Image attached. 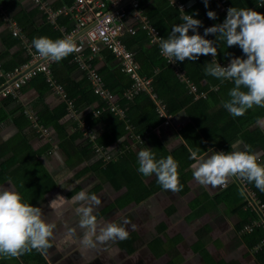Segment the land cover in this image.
Wrapping results in <instances>:
<instances>
[{
	"label": "crops",
	"instance_id": "crops-1",
	"mask_svg": "<svg viewBox=\"0 0 264 264\" xmlns=\"http://www.w3.org/2000/svg\"><path fill=\"white\" fill-rule=\"evenodd\" d=\"M45 1L55 9H60L73 2V0ZM229 1L237 8H251L264 13V7H260L264 4V0ZM184 4L188 11L196 7L201 9V15H199V19L203 22V27L199 29L201 35L205 27L213 26L215 22L224 17V13L219 7L216 8L211 0H209L207 9L203 0H188ZM154 5L156 6L155 0H150L145 7L151 11L155 10ZM207 11H214L217 19H209L206 15ZM14 21L18 22L30 40L40 36H47L53 40L60 39L61 36H57L62 35L63 28L67 27L65 24H60V19L57 24L53 23L49 19L48 11L36 0H0V185H5V187L11 185L23 195L27 202L35 206H46L57 194L70 197L72 192L61 188L56 183L48 192L44 190L46 187L44 184L55 181V175L62 170L54 156L55 152H59L64 157V166L74 170V180L83 181L75 186L73 194L87 184L93 183L94 187L91 191L100 195L102 200L99 209L100 216L109 220H120L121 217H125L137 226L136 230H131L129 226V239L117 243L116 247L120 250L117 256L107 259V254H105L94 260L92 264H178L175 251L178 249L184 251V255L181 256L185 260L181 264H220L221 261L258 264L254 252L251 251L244 238L243 231L238 229L239 215L232 213L223 201L217 199L220 191L232 184L234 178L227 183V186L212 189L198 185L192 176L189 180V189L185 193L174 194L160 188L141 201L132 199L120 204L117 199L126 193L125 186L116 189L106 178L85 171L89 165L88 161L73 162L66 151L60 147L62 138L54 128L50 127L52 131L50 136L43 133L37 134L34 129V118L38 119L40 113L49 109L54 110L61 107L66 99L63 92L52 87H43L36 80L26 84L15 93L4 94L2 92L9 83V74L29 61L24 39L14 34ZM206 38L214 40L215 36L210 35ZM219 53V58L226 65L232 56H243L238 46L227 48L224 42L219 45ZM227 53L230 55L226 56ZM107 65L106 61L99 63L100 68L107 67V72H109L111 67ZM62 66L61 62L56 69L63 72ZM182 72L179 71V76L183 79L185 77L188 81L184 71ZM62 75L65 76V73ZM83 75L80 69L73 73V77L77 79H81ZM189 85L191 86L188 92L193 96L194 101L202 97H199L200 93H207L209 90L216 91L219 88L218 82L210 86L206 79L201 82L202 87L210 86L207 89L204 88L205 90L200 89L201 86L199 87L193 81H189ZM193 87H196L197 93L192 90ZM157 101L161 102L160 98L157 97ZM82 108L80 112L76 108L75 115L71 114L73 120L78 121L86 137L93 138L91 134L95 136L93 139L99 135L102 136L106 122L95 118L88 124L83 116L90 107L83 106ZM126 115L125 112L124 119ZM163 117V123L155 128V132L166 142L168 149L174 151L186 143L180 130L191 119L184 109L171 114L166 108V114ZM260 118H264V114ZM69 120L71 118L67 116L64 122ZM76 129V126H70L69 132L75 133ZM85 129L91 131V134H88ZM256 129L264 131V127L256 123L248 129L249 132H244L242 138H238L244 142L241 149L249 145L245 142L244 136L250 138L249 134ZM82 140L79 139L78 144L82 143ZM119 140H126V136ZM120 142H113L108 148L99 146L97 149L99 155L93 157L90 162L93 163L101 157L109 159L111 153L119 151ZM147 148L151 146L147 144ZM212 149L216 151L217 147H212ZM261 149H264V143L255 148L257 151ZM203 154L204 152L201 155ZM11 160H15V163L4 170L2 164L7 166V162ZM261 160H264V156ZM8 171L10 175L4 174ZM2 173L6 179L1 177ZM155 179L153 177L147 180V183L152 184ZM43 192H47L46 196H43ZM203 205H206V208ZM45 211H48L46 207ZM192 212H195L194 215L191 214ZM205 228L209 231L208 233L202 231ZM166 235L172 236L171 239H167ZM186 242H190L189 250L185 245ZM50 252L55 253V249H51ZM44 258L48 264H82L78 253H73L71 256L55 253L50 255L49 259ZM13 260L16 264H28L22 258L18 260L13 258ZM4 262L0 259V264H5ZM7 263L11 264L9 260Z\"/></svg>",
	"mask_w": 264,
	"mask_h": 264
},
{
	"label": "clouds",
	"instance_id": "clouds-1",
	"mask_svg": "<svg viewBox=\"0 0 264 264\" xmlns=\"http://www.w3.org/2000/svg\"><path fill=\"white\" fill-rule=\"evenodd\" d=\"M203 3L207 9L209 0ZM206 15L217 19L214 11H207ZM181 21L173 25L166 39L159 38L161 55L170 63L195 62L200 56L211 55L212 60L205 64V74L221 83L233 84L227 93L228 99L223 101L224 109L233 117H241L254 107L264 108V13L229 7L223 22L205 27L203 35L199 32L203 27L200 19L185 14ZM209 35L215 39H207ZM221 42L226 43L227 48L238 46L243 56H232L227 65L222 66L217 60ZM31 44L39 56L55 62L81 51L72 37L55 40L47 36L34 37ZM256 123L264 127V118L258 117ZM243 143L237 139L230 144V151L209 148L203 155L199 147L190 148L195 182L215 189L227 186L234 178V182L239 179L254 184L264 193V162H261L264 149L257 151L251 145L241 149ZM54 156L62 167L55 175V183L71 191L70 197L57 194L46 206H34L11 185H0V259H19L34 251L48 259L55 253L64 256L78 253L82 264H92L105 254L107 259H113L120 252L117 243L129 239V226L131 230H136L137 226L125 217L109 220L100 216L102 200L91 191L93 183L73 194L75 186L83 181L74 180L75 172L64 166L61 153L55 152ZM137 160V171L141 175L155 176L157 183L171 193L182 191L179 163L173 156L157 158L151 148H145L138 151ZM51 249H55V253L50 252Z\"/></svg>",
	"mask_w": 264,
	"mask_h": 264
},
{
	"label": "trees",
	"instance_id": "trees-1",
	"mask_svg": "<svg viewBox=\"0 0 264 264\" xmlns=\"http://www.w3.org/2000/svg\"><path fill=\"white\" fill-rule=\"evenodd\" d=\"M149 1L139 0L140 8L157 29L161 38H167L173 25L182 22L181 18L183 15L192 14L196 19H199V15H201L199 7L191 8L190 11L185 8L183 11L179 6L173 4L171 0H155V10L149 11L145 7ZM179 1L184 3L188 0ZM211 1L218 8L216 0ZM225 1L228 4L230 2L229 0ZM231 4L229 5L231 6ZM223 15L224 17L215 22V24L223 22L226 17L225 13ZM71 22L72 19L68 16L60 18L61 25L65 24L70 27ZM190 34H192L191 31ZM60 36L63 37V33L57 37ZM127 44L135 51V57L140 66V73L147 77H152L153 92L166 105L168 112L172 114L184 109L190 117L191 121L180 130V134L186 142L185 144L171 151L168 149L166 142L158 137L155 128L163 123L164 117L160 115L158 104L150 93L140 92L133 98L124 96V92L132 86L133 80L121 70V67L115 61L114 55L108 51H105L107 56L106 65L108 64L107 66L111 67V71L107 72L108 68L103 67L100 68L99 72L102 73L106 86L120 98L119 104L127 113L125 119L120 115L114 114L109 109H102L107 104L105 100L94 92L93 86L86 75H83L81 79L73 77V73L79 69V64L74 61L73 54L61 60L63 72L55 69L56 77L59 82L65 85L69 99L75 102L79 112L82 111L83 106L90 107L83 116L88 124L95 118L103 119L106 122L104 134L97 136L96 139L89 136L86 137L78 121L73 120L67 101L59 108L49 109L40 113L38 118L39 124L52 127L61 135L60 147L66 151L73 162L83 163L88 161L89 165L85 168V171L96 173L106 178L116 189L122 188V186L127 188L126 193L117 199L120 204L132 199L141 201L149 194L162 188L156 179L152 184L147 183V177L137 171V153L141 149L132 147L131 141L150 145L157 158H166L168 155L173 156L179 163V178L183 185V189L180 192L185 193L189 189V180L192 178L190 167L192 161L189 159V149L199 147L201 154L212 147H217V149L225 152L230 151V144L238 138H242L244 132H249L248 129H251L256 124L257 118L264 114V108L254 107L244 116L233 117L224 109L222 101L228 99L227 93L233 87V84L231 82L221 83L216 78L205 74V64L211 61L210 56H200L195 62L187 60L183 63L177 62L178 69H176L161 55L159 43H152L146 30L141 29L136 35L128 38ZM218 57H220V53ZM94 63L97 64L99 62L96 59ZM177 70L184 71L188 81L185 77L184 79L180 77ZM62 73H65V76ZM204 79L208 81L210 86L211 84L216 85L218 82L219 88L216 91L209 90L207 93L205 92V96L194 101L193 96L188 92V89H190L189 81L195 82L200 87ZM33 80L39 81L43 87H51L43 73H39L30 82ZM210 86H201L200 89L205 90ZM97 109L102 111L98 116L94 113ZM67 116L71 120L64 122ZM73 125L77 129L75 133L71 134L69 127ZM34 129L37 134L41 133L38 128L34 127ZM249 135H251L250 138L244 136V140L253 149L264 143L263 130L256 129ZM124 136H126V140H122L119 143V151L111 153L109 159L101 157L93 163L90 162L93 157L99 155L97 150L99 146L108 148L111 143L119 142V139ZM139 137L141 140H139ZM79 139H83L80 144H78ZM261 162H264V160ZM14 163L15 160H11V162H7V166L2 164V168L6 170V167H10ZM3 173L1 174L3 179H6L4 174L10 175L9 171ZM50 183H53V185H50ZM44 185L46 186L44 190L48 192L52 186H55V181H50ZM250 185L256 190L261 204H264V193L260 192L254 184ZM47 192H43V196H46ZM217 199L223 201L232 213L239 215L238 229L243 231L244 238L251 251L254 252L258 264H264V247L254 251L255 247L264 239V224H255L252 229L246 230L248 225L260 220L261 215L256 208L249 205V199L243 187L239 183L233 182L220 191ZM33 205L35 206V204ZM203 207L206 208V205H203ZM20 258L28 264H48L44 256L35 251ZM7 260L5 259V264H8ZM220 264L242 263L221 261Z\"/></svg>",
	"mask_w": 264,
	"mask_h": 264
},
{
	"label": "built area",
	"instance_id": "built-area-1",
	"mask_svg": "<svg viewBox=\"0 0 264 264\" xmlns=\"http://www.w3.org/2000/svg\"><path fill=\"white\" fill-rule=\"evenodd\" d=\"M36 1L48 11L49 19L53 23L57 24L63 16L72 19L71 26L63 28V37L61 38L72 37L81 48L78 53H73L74 61L79 64V69L90 80L94 92L105 100L107 105L102 108L103 110L109 109L114 114L125 117V110L119 104L120 98L106 86L103 75L99 72V63L107 59L105 51L114 55L115 61L119 64L121 70L133 80L132 86L124 92L125 97L133 98L140 92H147L157 101V96L153 92L152 77L140 73L135 51L127 44V39L136 35L141 29L148 32L152 43H158L159 38H161L157 29L140 8L139 0H73L72 4H67L60 9H55L44 0ZM171 2L183 8V10L186 8L185 4L178 0H171ZM216 2L220 10L226 15L227 9L231 6L225 0H216ZM13 25L15 26L14 34L24 39L29 61L9 74V83L3 88L2 92L4 94L15 93L39 73H43L53 89L64 93L69 110L71 114L75 115L77 110L74 101L69 99L65 85L59 82L56 77V65L61 61L55 62L39 56L31 44L32 40L24 34L18 22L14 21ZM209 56L212 60V56ZM165 58L170 63L169 59ZM96 59L99 62L97 64L94 63ZM217 60L222 66H226L218 56ZM170 64L178 69L177 63ZM192 90L197 93L196 87H193ZM201 96H205V92L200 93L199 97ZM157 104L160 115L164 116L166 114L165 104L160 101H157ZM101 112L99 109L94 111L97 116ZM34 120L35 127L41 133L46 136L52 135L50 127L39 124L36 118ZM85 130L88 134L91 132ZM91 136L95 137L92 134ZM241 182L249 191V194L246 193L249 205L256 208L261 215L260 220H256L253 224L247 226L246 230H250L255 224H264V204H261L256 190L249 183ZM263 247L264 239L255 247L254 251Z\"/></svg>",
	"mask_w": 264,
	"mask_h": 264
},
{
	"label": "rangeland",
	"instance_id": "rangeland-1",
	"mask_svg": "<svg viewBox=\"0 0 264 264\" xmlns=\"http://www.w3.org/2000/svg\"><path fill=\"white\" fill-rule=\"evenodd\" d=\"M139 140H141L140 138H139ZM133 143V144H132ZM131 145H133V147L135 148V149H137V148H139V149H145V148H147V144H144V143H142V144H140V143H134L133 141H131ZM139 145H142V146H140L139 147ZM153 177H155V176H153ZM153 177H148L147 178V180H151ZM197 211V210H196ZM194 213L195 212H192L191 214L192 215H194ZM207 229L205 228V229H202V231L203 232H209V231H206ZM171 237L172 236H170V235H166V238L167 239H171ZM191 240V239H190ZM185 245H186V247H187V249H188V247H189V245H190V242H186L185 243ZM174 247H176V246H174ZM189 250V249H188ZM173 251V250H172ZM176 251V259H177V261H178V264H181L185 259H183V256H181V255H184V251H182V250H180V249H178V250H175ZM3 262L5 261V259H1ZM9 262L11 263V264H16V262H14V260L13 259H9Z\"/></svg>",
	"mask_w": 264,
	"mask_h": 264
},
{
	"label": "water",
	"instance_id": "water-1",
	"mask_svg": "<svg viewBox=\"0 0 264 264\" xmlns=\"http://www.w3.org/2000/svg\"><path fill=\"white\" fill-rule=\"evenodd\" d=\"M216 151H219V150L216 149ZM237 181H238V183L241 184V186L243 187V189L245 190V192L249 194V191H248L247 187L241 182V180L237 179Z\"/></svg>",
	"mask_w": 264,
	"mask_h": 264
}]
</instances>
